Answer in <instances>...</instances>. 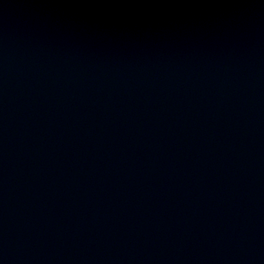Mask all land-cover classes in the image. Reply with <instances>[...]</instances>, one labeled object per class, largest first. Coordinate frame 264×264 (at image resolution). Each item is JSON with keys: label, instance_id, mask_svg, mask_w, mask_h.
<instances>
[{"label": "water", "instance_id": "obj_1", "mask_svg": "<svg viewBox=\"0 0 264 264\" xmlns=\"http://www.w3.org/2000/svg\"><path fill=\"white\" fill-rule=\"evenodd\" d=\"M0 264H264V0H0Z\"/></svg>", "mask_w": 264, "mask_h": 264}]
</instances>
